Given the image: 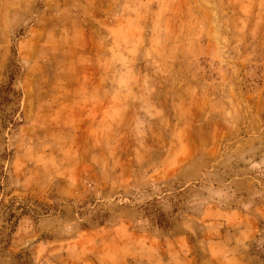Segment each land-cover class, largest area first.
<instances>
[{"label": "rangeland", "instance_id": "obj_1", "mask_svg": "<svg viewBox=\"0 0 264 264\" xmlns=\"http://www.w3.org/2000/svg\"><path fill=\"white\" fill-rule=\"evenodd\" d=\"M11 75L0 264H264V0H0Z\"/></svg>", "mask_w": 264, "mask_h": 264}, {"label": "trees", "instance_id": "obj_2", "mask_svg": "<svg viewBox=\"0 0 264 264\" xmlns=\"http://www.w3.org/2000/svg\"><path fill=\"white\" fill-rule=\"evenodd\" d=\"M13 81H14V77L13 75H11L10 81L8 82V84L4 85L0 89V104L13 103L19 100L21 94L14 88ZM18 119L19 117L17 118V116L10 118L9 121L12 127H16V125L19 124Z\"/></svg>", "mask_w": 264, "mask_h": 264}]
</instances>
